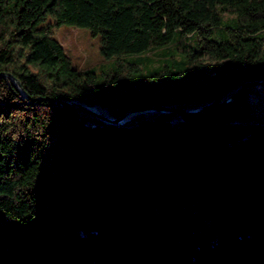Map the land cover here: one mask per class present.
Here are the masks:
<instances>
[{
	"label": "trees",
	"instance_id": "obj_1",
	"mask_svg": "<svg viewBox=\"0 0 264 264\" xmlns=\"http://www.w3.org/2000/svg\"><path fill=\"white\" fill-rule=\"evenodd\" d=\"M60 24L99 34L102 63L114 62L101 81L72 65L53 37ZM163 46L174 52L157 66L127 58ZM0 72L21 88L0 75V264L96 258L138 242L154 244L104 264H264V197L152 214L199 178L232 188L264 157L254 85L196 114L141 111L117 123L81 122L76 107L50 100L118 117L229 97L264 78V0H0Z\"/></svg>",
	"mask_w": 264,
	"mask_h": 264
},
{
	"label": "rangeland",
	"instance_id": "obj_2",
	"mask_svg": "<svg viewBox=\"0 0 264 264\" xmlns=\"http://www.w3.org/2000/svg\"><path fill=\"white\" fill-rule=\"evenodd\" d=\"M53 37L62 45L64 51L71 59L73 66L83 69L92 68L98 77V81L103 79V72L109 71L113 67V60L103 62V56L100 53L99 34L92 35L90 31L83 26H73L60 24L55 28ZM174 50H168L167 47H159L149 58L141 56L127 57L128 59L146 60V66H157L164 61V57ZM145 55V54H144ZM249 99L255 106L264 103V86L262 84L254 85L248 92ZM264 197V157L261 156L252 169L242 177L232 188H222L212 186L208 179L199 178L184 194L178 195L172 199H164L156 203L152 208V214H161L165 220L169 219L172 213L179 207L185 212L196 213L203 210L211 201H231L237 200L242 203H249ZM154 243L138 242L131 243L128 247L122 249H113L111 253L97 256L96 258L89 254L78 255H53L46 254L40 257L41 264H90L93 260L104 263H111L122 260L129 255L144 250Z\"/></svg>",
	"mask_w": 264,
	"mask_h": 264
},
{
	"label": "water",
	"instance_id": "obj_3",
	"mask_svg": "<svg viewBox=\"0 0 264 264\" xmlns=\"http://www.w3.org/2000/svg\"><path fill=\"white\" fill-rule=\"evenodd\" d=\"M0 75H4L6 77H9L14 82V84L19 89H21L18 80L15 77H13L9 72H0ZM257 84H264V78L245 81V82L239 84L238 88L236 89V91L231 96L226 97V98H222V96L217 97L214 100H212L206 104L200 105V106L193 108V109H182V108L168 107L167 105H141V106L129 108L127 111H125L122 115H120L118 117H113L111 115L103 113L99 109L97 104L86 103V102L78 101L75 99L63 100V99L50 98V100L57 102V103H67V104H70V105L76 107L79 111H81L83 113L80 115V121L81 122H86L87 124H91V121H90L89 117L87 116V115H90V116L98 117V118H100L104 121H107V122L117 123V122H121L124 119H126L127 117H129V116H131L137 112H141V111L168 110V111H172V112H175V113H178L181 115L196 114V113L202 112V111L214 106L215 104L227 102L230 99H232L236 94L241 92L244 88L252 86V85H257ZM93 107H98V110H94Z\"/></svg>",
	"mask_w": 264,
	"mask_h": 264
},
{
	"label": "bare ground",
	"instance_id": "obj_4",
	"mask_svg": "<svg viewBox=\"0 0 264 264\" xmlns=\"http://www.w3.org/2000/svg\"><path fill=\"white\" fill-rule=\"evenodd\" d=\"M94 110H98V107H93Z\"/></svg>",
	"mask_w": 264,
	"mask_h": 264
}]
</instances>
